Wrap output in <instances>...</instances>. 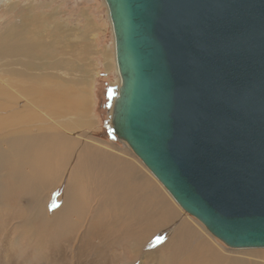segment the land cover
<instances>
[{"label":"water","instance_id":"95a60500","mask_svg":"<svg viewBox=\"0 0 264 264\" xmlns=\"http://www.w3.org/2000/svg\"><path fill=\"white\" fill-rule=\"evenodd\" d=\"M110 131L233 249L264 248V0H104Z\"/></svg>","mask_w":264,"mask_h":264},{"label":"rangeland","instance_id":"374dc122","mask_svg":"<svg viewBox=\"0 0 264 264\" xmlns=\"http://www.w3.org/2000/svg\"><path fill=\"white\" fill-rule=\"evenodd\" d=\"M1 39L10 40L15 48L23 47L28 43L33 48L30 56L13 55L12 63L10 56L0 57L1 86L16 90V92L19 89L18 85L21 88L33 85L40 87L41 95L38 101L43 105V108L35 107L36 112L34 113L43 116L48 127H56V124L60 125L63 121L65 125L61 124V126L69 134L81 137V139L88 137L89 142L104 147L117 158L112 156L100 159V161L97 159L94 163L96 169L89 171L88 167L86 168L88 175L83 194H89L96 190L103 192L105 181L102 179L104 177L109 175L108 180L111 182L117 174L118 178L120 173L125 174L126 180L123 184L125 189L122 190V194L128 196L134 190L141 203L142 217L138 215L141 218V227L137 231L135 226L128 222L123 227L124 234L122 235V230L113 228L118 226V223L113 221L108 225V229L101 227L100 230L104 234L110 233L112 241H117L115 238L117 235L123 237L121 242L125 244L126 248L123 250L122 247H119L120 251L129 249L130 245L127 246V244H130L128 243L130 240L137 244L141 241L146 251L153 252V259L158 258L157 263L153 262L149 254L142 252L143 254L141 253L134 264H167V262L168 264H194L203 255L214 257L215 262H218L210 261L211 264L264 263V248L232 249L215 239L196 218L178 205L127 143L111 133L112 103L120 84V76L116 65L112 25L104 0H0V45L3 44ZM23 62L29 63V68H24ZM9 67L16 72L25 70L28 77L22 79L19 74H12L8 71ZM104 83L112 90L106 109L99 102V98L103 94ZM21 96L27 98L24 94ZM28 97V101H26L27 99H23V101L29 105L33 104V96L29 95ZM37 97L39 98V95ZM56 97L67 104V107L60 106L61 114H57L58 116L49 110L50 106H53L51 100H55ZM82 98L86 99L88 105L85 117L81 113L82 109L78 110V103ZM1 111L9 113V110ZM13 114L22 115L19 111ZM30 127L33 129V124ZM70 152L73 153V149ZM123 159L138 162L140 168L131 162L127 164L126 161H122ZM75 161V158H70L67 161V167ZM58 170L59 164L57 163L48 174H54ZM9 177L10 175L3 170V164L0 161V189L5 182H8L6 184L8 193L3 199H0V264H51L53 257L41 243L43 240L39 238V235L32 233L30 229H21L17 218H15L16 215L21 214H17L15 211L20 212L30 207L28 212L46 213L50 218L60 215L70 196V192L64 197L62 196L67 176L55 179L52 186L46 188L44 192L38 190V187L33 190L31 185L28 194L33 196L34 200L29 197V203L25 197L27 193L23 196L27 183L25 179L22 178L19 185L23 186L19 196L13 191L18 185L12 181L14 185L11 186L8 181ZM133 178L141 179L145 184L141 183V187L134 189ZM93 180H95V184ZM154 183L158 188L154 187ZM77 192L81 194L82 188ZM89 196L96 199L91 194ZM99 202L101 203L98 201L96 204L100 205ZM109 207L105 206L101 209H105L104 212L107 214ZM113 207L122 210V206L120 208L119 205ZM12 209L15 211L12 212ZM133 211V208L129 210L130 217ZM103 217L100 216V218ZM38 224V233L44 231L47 238L49 231L45 233L46 229L41 228L40 223ZM61 225L63 224L61 223ZM65 227H61L60 231L71 235V231L67 230L70 227ZM77 229L76 227L75 230ZM56 232L57 230L52 229L53 234L47 238L49 245L55 248L57 244L54 242H57L60 248L62 247L61 251L57 253L58 255L56 254L58 260L54 264H95L93 253L86 255L82 252L84 246L80 248L81 242L78 241V235L71 241L72 243H67L65 239H53V236H57ZM68 245L73 246L75 251L71 252L70 249L65 251L63 247L66 248ZM114 245L118 246L119 244ZM195 246L198 247L197 250L194 248Z\"/></svg>","mask_w":264,"mask_h":264},{"label":"bare ground","instance_id":"6f19581e","mask_svg":"<svg viewBox=\"0 0 264 264\" xmlns=\"http://www.w3.org/2000/svg\"><path fill=\"white\" fill-rule=\"evenodd\" d=\"M1 40L3 44L1 43L2 45H0V57L4 58L6 56H10L11 63L14 60L13 55H17V54L24 55L25 54L27 57V56H30L31 52L33 51V48L31 44L29 43L23 47L15 48L14 44L10 40H7V39H1ZM22 64L24 68H29L28 67L30 65L29 63L23 62ZM8 71L11 72L12 74H19L22 79H25L28 77V74L26 73L25 70H18L16 72L9 67ZM8 83H12V82H8ZM14 85L16 86V84ZM17 87L19 89L16 92V90L14 91L12 89L2 87L0 83V100H1L0 108L1 110H9V113H5L4 111L0 110V130H1L0 132L1 133L0 134V161L3 164V170L6 171L10 175V177L8 178L10 185L11 186L14 185V182L12 181H15L16 184L18 185V187L15 188L13 191L17 195L19 196L21 195L23 186H19V185L21 184L22 178H24L27 183L25 186V191L23 192L24 193L23 196L27 193L25 197L27 198V201L29 203L30 198L34 200L33 196L28 194V190L31 185H32L33 190L38 187V190H41L42 192H44L46 188L52 186V183L54 182L55 179H57L60 176H67V180L65 182V188H64V192L62 193V196L64 197V195L70 192V196L67 198L65 202V206L60 212V215L58 214L56 217H53V218H50L46 213L33 212V211L28 212L30 207L20 212L12 209L11 210L12 212L15 211V213L21 214V215H16V216L14 215L15 218H17V221L21 229L22 230L24 228L30 229L32 230V233L39 235V238L43 240L41 243L44 244V248H46V251H49V253L52 254L53 259L51 260V264L56 263V260H58V256H56V254L60 252L62 248V247L60 248V245L57 242H54L57 244L55 248L48 244L47 238L50 234H53L52 229L57 230L56 232L57 236H53V239H56V240L65 239V242L67 243H70L78 235L79 237L78 241L81 242L80 248L84 246L82 252L86 253V255L93 253L95 255V259H94L95 264H134V262L137 261L139 256H141L142 252L143 253L146 252L147 254H149L151 257V261L156 262L158 258L156 260L153 259L154 258L153 252L146 251V248L143 246L141 241L140 243L137 244V242H132L130 240L128 242L130 244H127V246L130 245V247H128L129 249L127 248L128 250L126 251H120L119 247H122L123 250L124 248H126L124 247L125 244H122L121 242L122 240L121 238L123 237L121 235H117L115 236L117 241H112L110 233L107 232L108 234H104L100 230L101 227L108 229V225L112 223L113 221H116L118 223V226L113 227V228H118L122 231H123V227L128 222L133 224L137 231L141 227V218L138 217V215L142 217L141 212H140L141 203L139 202L137 196L135 195L134 190H132L133 193L131 195L129 194L128 196H125L124 194H122L123 192L122 190L125 189V187H123L124 180H126L124 173H120L119 178L117 174V176L114 177V179L112 178L111 182L108 180L109 175L104 178L102 176L103 178L102 180L105 181L103 192L97 191L95 189L96 191L94 192H91L89 194H83L84 186L87 182L86 177L88 175L86 173L87 171L86 168L88 167L89 171H93L92 169H96L94 163L97 159H99L100 161V159H105L106 157L108 158L112 156L116 158L115 155L110 153L104 147L102 146L100 147L99 145L97 146L93 142H89L90 140L88 139V137L81 139V137L79 138L77 136H72L66 130H64L63 126H61V124L65 125L63 121L60 123V125L56 124V127H48L47 124H45L44 122L43 116H40L34 113L36 112L35 107L43 108V105H41L40 101H38L40 100V95H41L40 87H36L34 85L28 88L24 86L23 88H21L19 85ZM23 94L27 98H23L21 96ZM29 95L33 96V104H30V105L27 102L23 101V99H27L26 101H28ZM37 95H39V98L37 97ZM51 103L53 106H50L49 110L51 112L53 111V114H55L56 116H58L57 114H61L60 108L63 105L64 107L67 105L65 102H62V100L58 97H56L55 100H51ZM81 109H82L81 113L85 117V114L88 112L87 111L88 105H87L86 99L82 98L79 101L78 110H81ZM17 111L21 112L22 115L13 114ZM31 124H33V129L30 127ZM72 149L74 151L73 153L70 152L72 151ZM70 158H75L76 161L73 162L71 165L69 164L70 166L69 168V166L67 167V161ZM122 161H126L127 164L128 162H131L132 164L134 163V166H136L137 168H140L138 165V162L136 161H129V160H124V159ZM57 163L59 164L58 172L54 174H48V172L51 171V168ZM77 170H80L82 174L81 172L79 173ZM131 174H133V172H131ZM22 175H24V177H22ZM142 179H143V176H142ZM82 182L84 184L83 186H82ZM93 182L95 184V180H93ZM7 183L8 182H5L4 185L0 189V199H3V197H5L8 193V189L6 185ZM133 183H134V189H136L138 187H141L140 184L144 182L141 181V179L133 178ZM80 188H82L81 194L77 192V190ZM90 194L93 197H96V199H92L89 196ZM98 201H101V203L99 202L100 205L96 204L98 203ZM18 205L20 206L19 202H18ZM116 205H119V208L122 206V210L118 208L114 209L113 206L116 207ZM105 206H110L106 212L107 214H105L104 212L105 209L104 210L101 209V208H105ZM131 208H133L134 211L130 217L129 210ZM108 212H110L109 215H108ZM100 216L101 217L104 216V217L100 218ZM7 217H10V216L7 215ZM38 223L41 224L42 226L41 228L46 229L45 233L49 231L47 238H46V235H44V231L38 233V230H37L39 226ZM61 223L63 225H61ZM65 226L70 227V229H67V230L71 231V235L64 234L65 232L60 231V228L65 227ZM76 227L78 228L77 230H75ZM81 229L83 230L80 231ZM21 233L23 234L24 232L22 231ZM123 234H124V231L122 235ZM114 244H119V245L117 246ZM71 245H68L66 248L63 247L64 250L67 251L70 249L71 252L75 251L73 249V246ZM194 248H196V250L198 249L197 246H195ZM126 252H127V255H126ZM201 254H202V251H201ZM10 255L11 253L9 252V256ZM169 258L171 257L169 256ZM210 261L213 263L216 261V259L214 257L211 258V256L209 255H203L202 257H199L194 264H205V263L211 264ZM215 263H218V262H215ZM152 264H155V263H152Z\"/></svg>","mask_w":264,"mask_h":264},{"label":"trees","instance_id":"16d2710c","mask_svg":"<svg viewBox=\"0 0 264 264\" xmlns=\"http://www.w3.org/2000/svg\"><path fill=\"white\" fill-rule=\"evenodd\" d=\"M102 90H103V94L100 96L99 102L106 109L107 102H108L110 96L112 95V90L107 86L106 83H104V86H103Z\"/></svg>","mask_w":264,"mask_h":264},{"label":"crops","instance_id":"0c3cea01","mask_svg":"<svg viewBox=\"0 0 264 264\" xmlns=\"http://www.w3.org/2000/svg\"><path fill=\"white\" fill-rule=\"evenodd\" d=\"M154 187L158 188L155 184H154ZM158 191L160 192V190L158 189Z\"/></svg>","mask_w":264,"mask_h":264}]
</instances>
